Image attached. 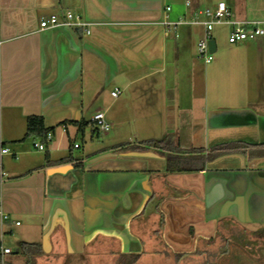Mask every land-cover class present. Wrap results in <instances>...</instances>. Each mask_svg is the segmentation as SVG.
Masks as SVG:
<instances>
[{
	"label": "crops",
	"instance_id": "0c3cea01",
	"mask_svg": "<svg viewBox=\"0 0 264 264\" xmlns=\"http://www.w3.org/2000/svg\"><path fill=\"white\" fill-rule=\"evenodd\" d=\"M220 2L235 20L264 22V0H0V147L10 151L0 157L8 174L0 205L10 216L0 219V243L12 250L3 264L22 254L5 244L17 228V244L42 248L37 259H104L103 241L141 261L161 247L208 264L259 253L264 158L207 154L264 144V39L239 47L248 56L235 95L210 100L197 95L205 79L189 59L194 31L182 29L194 25H162L167 6L179 23ZM68 12L89 26L41 28ZM98 113L111 126L105 143L95 140ZM31 117L55 129L52 141L27 138ZM82 122L90 125L72 124ZM168 139L181 142L175 154L155 148ZM193 149L206 151L203 171L168 172V156L197 161Z\"/></svg>",
	"mask_w": 264,
	"mask_h": 264
},
{
	"label": "rangeland",
	"instance_id": "374dc122",
	"mask_svg": "<svg viewBox=\"0 0 264 264\" xmlns=\"http://www.w3.org/2000/svg\"><path fill=\"white\" fill-rule=\"evenodd\" d=\"M182 29H192L194 31V36L192 39V47L191 51L189 52L190 56L189 59L193 60L195 66L199 68L201 76L205 79L204 83L205 86H202L198 91L197 95L203 94L205 95L206 91H208L210 100L213 99L215 95L216 99L219 100L222 97H229L231 95H235V89L239 87L237 84H234L237 77H241L243 74L245 75V67L241 68L243 65H246L247 56L245 55V51L239 47L245 44H249V42L258 41L264 38H258L253 41H245V42H238L236 44H232L229 41L231 33L234 31V26L231 25H221L217 26L213 32V39L216 40L218 45V51L214 53L213 61L211 64L206 65L203 60L199 58V53L197 46L199 44V40L201 39V35L199 36L197 32L201 31L200 27L193 26V27H182ZM241 75V76H240ZM249 77V74H248ZM202 82V81H201ZM196 85V84H195ZM244 87V85H243ZM248 92H252L249 89V84L247 85ZM261 88V87H260ZM207 89V90H206ZM263 90V88H261ZM246 90V89H245ZM201 92V93H200ZM245 93V91H244ZM243 93V94H244ZM217 95H219L217 97ZM223 99V98H222ZM221 100V99H220ZM219 100V101H220ZM99 133V134H98ZM112 131L109 132H101L100 130L95 128V140L100 142H107V138L111 135ZM91 132H87L86 135V143L84 144L83 134L79 135L77 139V143L83 145V147L92 144L91 141ZM99 139V140H98ZM41 142V141H40ZM135 143V142H133ZM181 142H175L174 145H179ZM78 152V151H77ZM24 223L23 220H21ZM25 226V225H24ZM26 228V227H23ZM15 231V235L12 236H5V244L7 246L12 247L13 249L20 248V245L17 244V238L19 236L18 230ZM21 230V229H20ZM37 238V237H34ZM161 255L159 258L152 259L149 258L144 261H138L136 264H208L206 260H195V259H183V255H175L172 254L170 251L166 250L164 247H161ZM16 253V252H15ZM16 258V255H14ZM18 264H25L26 261L21 257L17 258ZM133 258L127 257L126 255H121L120 258L114 260L110 264H132ZM38 264H106L105 259H90V260H47L44 258L37 259ZM108 263V262H107ZM214 264V263H213ZM217 264V263H215ZM220 264H255L251 257L243 258V260L238 261L237 259L233 258L229 261H222Z\"/></svg>",
	"mask_w": 264,
	"mask_h": 264
},
{
	"label": "built area",
	"instance_id": "2783aa9c",
	"mask_svg": "<svg viewBox=\"0 0 264 264\" xmlns=\"http://www.w3.org/2000/svg\"><path fill=\"white\" fill-rule=\"evenodd\" d=\"M172 7L167 6L164 12V20L162 25L166 28L178 27L179 25H194L203 28L204 35L202 40L198 44L199 58L206 64L212 63L214 53L211 51L210 42L213 41V32L217 26L231 25L234 26V31L231 33L229 41L232 44L245 41H253L258 38H264V22L261 21H238L234 19L233 13L228 8L225 2H220L214 8L199 9L194 13L191 19H183L179 23L172 22ZM80 27L85 29L89 24L84 21L81 17L74 15L72 12H68L65 20L62 21L59 17L53 16L49 20H43L41 22L42 29L57 28V27ZM86 32L90 34V31L86 29ZM121 95V91L117 89L112 93L114 98H118ZM97 128L101 132H109L111 126L107 123L104 113H98L93 117ZM53 140V134L50 133L47 136V142ZM37 147L43 151L45 150V144H38ZM10 151L6 148L0 147V157L8 155ZM8 174L4 171L3 166L0 167V183H4L7 179ZM0 219L2 225H5L10 221L8 216L0 205ZM19 225V223H17ZM0 251L3 255L12 254V250L5 248L0 243Z\"/></svg>",
	"mask_w": 264,
	"mask_h": 264
},
{
	"label": "trees",
	"instance_id": "16d2710c",
	"mask_svg": "<svg viewBox=\"0 0 264 264\" xmlns=\"http://www.w3.org/2000/svg\"><path fill=\"white\" fill-rule=\"evenodd\" d=\"M80 126L81 130L85 129L90 125L88 122L82 123H72ZM54 128H46L44 119L41 117H31L28 121V131L27 138L41 139L43 143L47 142V136L50 133L54 132ZM95 133V130H94ZM173 143L170 142V139L162 141L155 144V148L158 150L173 152L175 154L178 147H172ZM194 155H199L197 161H187L184 157L181 156H168V172H196L203 171L206 166V151L202 149H193L191 150ZM234 154H243L247 155L250 158H264V144L261 145H251L248 143L234 142L216 146L208 151L207 159H215L222 156L234 155ZM66 160H62L57 164H62ZM20 248L22 254L13 253L16 255V258H19L20 255L26 261L25 264H38L37 258L43 255L42 248L37 244L30 243H21ZM18 261V260H17ZM4 263V257L0 251V264Z\"/></svg>",
	"mask_w": 264,
	"mask_h": 264
},
{
	"label": "flooded vegetation",
	"instance_id": "af4514ba",
	"mask_svg": "<svg viewBox=\"0 0 264 264\" xmlns=\"http://www.w3.org/2000/svg\"><path fill=\"white\" fill-rule=\"evenodd\" d=\"M227 246H228V244L223 243V247H227ZM259 246H260L259 253L258 254H250V257L253 259L255 264H264V243L259 244ZM101 247L103 249L104 248L109 249L111 252L110 254H108V256L106 258H104L106 260V264L112 263L114 260H117L122 255L120 252L116 251L117 249H119L116 242L103 241L102 244L100 245V248ZM138 261H141V260L133 258L132 264H136ZM214 262H216L218 264L220 261L219 260H216V261L213 260V261H211V264Z\"/></svg>",
	"mask_w": 264,
	"mask_h": 264
},
{
	"label": "water",
	"instance_id": "95a60500",
	"mask_svg": "<svg viewBox=\"0 0 264 264\" xmlns=\"http://www.w3.org/2000/svg\"><path fill=\"white\" fill-rule=\"evenodd\" d=\"M210 47H211L212 53H215L217 51V45H216V42L214 40L210 42ZM234 253L235 252H233L231 255L227 256L224 260L229 261V260L233 259L234 255H235Z\"/></svg>",
	"mask_w": 264,
	"mask_h": 264
}]
</instances>
